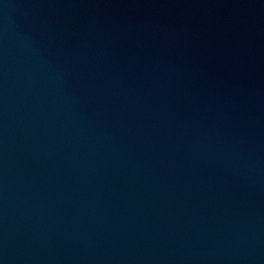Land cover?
<instances>
[{"label": "water", "instance_id": "obj_1", "mask_svg": "<svg viewBox=\"0 0 264 264\" xmlns=\"http://www.w3.org/2000/svg\"><path fill=\"white\" fill-rule=\"evenodd\" d=\"M0 264H264V0H0Z\"/></svg>", "mask_w": 264, "mask_h": 264}]
</instances>
